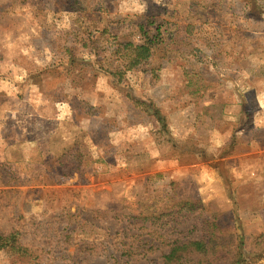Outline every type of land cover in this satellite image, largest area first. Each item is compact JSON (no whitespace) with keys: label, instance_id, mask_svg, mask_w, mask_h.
Returning <instances> with one entry per match:
<instances>
[{"label":"rangeland","instance_id":"1","mask_svg":"<svg viewBox=\"0 0 264 264\" xmlns=\"http://www.w3.org/2000/svg\"><path fill=\"white\" fill-rule=\"evenodd\" d=\"M188 2L0 0V233L31 253L0 264H160L152 231L212 216L264 264V0H191L186 57L121 81L97 64L109 20L173 22ZM187 197L203 209L179 210Z\"/></svg>","mask_w":264,"mask_h":264},{"label":"trees","instance_id":"2","mask_svg":"<svg viewBox=\"0 0 264 264\" xmlns=\"http://www.w3.org/2000/svg\"><path fill=\"white\" fill-rule=\"evenodd\" d=\"M191 5L192 9L196 8L194 2ZM112 22V19L109 20L102 29L105 35L110 36L109 43L112 50L108 57L112 59L97 58V64L117 81L123 80L126 74L132 70L144 71L143 67L149 65L156 58L167 62L171 61L174 51L181 56L185 55L182 43L192 37L189 34L193 32L189 26L185 30L183 28L175 30L171 28L168 21L164 20L158 23L157 20L149 17L143 20L140 18L130 19L127 22L121 20L120 23L124 24L125 31L114 30ZM86 41L95 42L90 38L84 39V42ZM182 68L183 74L186 75L188 73L186 68L184 66ZM130 100L132 103L145 105L140 100H133V98ZM178 203L179 210H184L188 214L203 209L201 200L196 197L179 199ZM179 210L175 211L174 208H171L168 215H172V219H174L179 216ZM152 215L157 216L155 219L152 218L154 221H158L162 216V214ZM195 230L200 231L196 237L192 234ZM231 230L223 228L218 217L212 216L202 222L201 228H197L194 223L191 227L175 233V236L164 238L157 230L152 233L158 236L162 242H167V251L162 253L160 264H249L247 258L249 252L246 251L242 242L243 237H235V233L233 231L231 233ZM127 248L123 250L122 255L131 256L132 250L130 249L132 247ZM0 251L14 256L31 255L30 251L21 244L19 233L15 231L7 234L0 233Z\"/></svg>","mask_w":264,"mask_h":264},{"label":"crops","instance_id":"3","mask_svg":"<svg viewBox=\"0 0 264 264\" xmlns=\"http://www.w3.org/2000/svg\"><path fill=\"white\" fill-rule=\"evenodd\" d=\"M191 3L192 2L190 0V2H188V6H186L188 8L187 9V12L183 16H181V17L173 18L172 19L173 22H171L170 15H168V18L167 17H163V16H155V15H153V16L143 15V17H140V19L143 20V19L149 17V18H152V19L157 20L158 23L159 22H162L164 20H167L169 22L171 28L172 29H175V30L180 29V28H183L185 30L188 26L191 28V27H193L191 24H193L194 25V28H196V26H195L196 24H194V22H197V21L199 22L200 21V18H201L200 17V11H199L200 6L197 5L196 8L192 9ZM194 13H196L197 16H195ZM216 25L218 26L219 29H223L224 30V27H225L224 24H221L220 22L219 23L216 22ZM185 35H186V33H185ZM164 71L166 72L167 70L165 69ZM165 72H164V74H165Z\"/></svg>","mask_w":264,"mask_h":264}]
</instances>
